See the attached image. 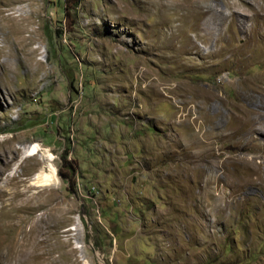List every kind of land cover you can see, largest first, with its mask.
<instances>
[{
  "label": "rangeland",
  "instance_id": "rangeland-1",
  "mask_svg": "<svg viewBox=\"0 0 264 264\" xmlns=\"http://www.w3.org/2000/svg\"><path fill=\"white\" fill-rule=\"evenodd\" d=\"M74 2L26 6V44L0 26V184L37 191L24 188L41 166L31 162L51 156L42 205L11 210L23 231L37 222L19 251L39 264H264V92L243 99L239 84L264 87V0ZM240 103L256 108L248 142L225 134ZM201 145L259 169L224 161L204 186L189 172ZM9 188L0 204L16 205ZM19 227H0V264H28L7 240L22 241Z\"/></svg>",
  "mask_w": 264,
  "mask_h": 264
},
{
  "label": "bare ground",
  "instance_id": "bare-ground-1",
  "mask_svg": "<svg viewBox=\"0 0 264 264\" xmlns=\"http://www.w3.org/2000/svg\"><path fill=\"white\" fill-rule=\"evenodd\" d=\"M173 1L176 2L177 0H173ZM186 1L194 3V2H198L199 0H186ZM1 2L3 3L2 4L3 7L0 6V26L3 27L4 25H7L9 27V29L12 31V33L14 35L18 36L17 38H18V40L20 42H22V44L24 43V41H25V44L28 43V41H30V39L32 38L33 31L29 29V27L27 26L28 25L27 23H24V21H23L24 18H23V13L22 12L25 11V7L26 6H28L30 3H34L35 0H1ZM183 2H184V0H183ZM14 4H20V6L17 7L16 10H15V11H18V12L16 14L14 13V11L6 12V10H8V9H6V7H9V6L14 5ZM174 7H177V6H174ZM37 25H39V24H37ZM23 31H28V34H25L24 36H21V33ZM27 39H29V40H27ZM1 46H3V45H0V51L3 48ZM205 50H208V48H205ZM31 53H33V51ZM30 61H31V63H33V67H38L40 65V63L38 61L33 62L31 59H30ZM241 83L239 82L240 87H242L241 88L242 91H241L240 96L243 99H244V97L248 98V99L251 98V96L249 95V94H251V93H249L250 90H261L262 92H264V87H261L258 84H254V83L252 84V82L250 83V82L245 81V80H244V83L242 85H241ZM208 98H213V94L207 93V100H208ZM202 99H203L202 101H204V98H202ZM205 99H206V97H205ZM203 105H205V102H204ZM256 114H257L256 113V108L254 106H252V105L244 106V105H242L240 103L238 105V109L236 111H235V108L232 111L229 110L228 114L226 115V120H225V122H230V121L231 122H235L236 126H234L231 129V131H228L227 129H229L228 126L230 124L228 125V123H225L222 132L217 133L216 135L223 134V132L227 130L228 132L226 131L225 134H229L230 136H232L235 139H237V141H238V139L243 138L244 140H246V142H248L251 133L255 130L254 126H255V120H256V117H257ZM206 116L207 115H205L204 118ZM211 116H213V115H211ZM194 117L195 116H193L192 121L194 120ZM210 118H212V117H210ZM208 120H210V119H208ZM202 136H208V134L206 133L205 130H204ZM5 142L7 143L8 149L13 152L14 150H12V141L10 139H5L4 143ZM199 147H200V149H199ZM199 147L198 146L195 147V150H194V154H195L194 158L195 159H193L195 161L192 162V164L190 165L189 172L193 173L194 170H191V168H196V169L199 168L203 172L202 181H203V185L204 186H205V183H206L207 179H209L211 177H213V179H215V178H217L219 176L218 175V170L220 168H224V166H225L224 163L225 162H226V164H228L230 162L238 161L237 163L241 164L242 167L244 166V167L247 168L248 166H246L245 162L249 159L252 162L253 165L251 167H248V168L249 169H255V168L259 169V165L257 164V162L254 161V158H253L254 156H246V155H244L241 158L235 159V157H233V155H228L224 159H218V156L220 155L219 151L211 153V151L208 150L204 145H201ZM247 147H249V146H247ZM39 149H40L39 143L36 142V141H33L32 143H29L27 146H25V151L24 152L35 157V155L39 152ZM204 149L207 151L208 156L206 155L205 158H203V157L201 158V153L204 151ZM8 161H9V158L7 156V159L5 161V165L8 163ZM47 161H51V156H48L46 153H42V154H40V158L34 159V161L31 162V163H34V164L37 163L38 165L41 164V166L39 168H37L34 172H32V175L30 176V178L28 180L29 182L28 183H24V188L25 189H29L31 187H39V188H37L38 189L37 191H34L31 194H27L25 192V190L17 188L18 187L17 182H12V179L9 178V177H6L5 180L3 181V183L0 184V191H4L5 188L9 187V185H10L9 189H13L12 195L16 194V193L18 195H20L19 202H17L16 205H13L14 203L12 201V197H9V199L8 198L6 199L7 203H1L0 204V212L2 211L3 217L5 218L7 216H10V217H8V221H6V222L1 221L0 222V227L4 228L5 226H12L14 223H18L19 222V226L20 227L18 228L17 234L18 233H22V241L19 242V241L16 240V238H14V240H13V238H9L7 240L9 242L13 241V245L15 246V249H13V250L16 253V256H17L16 260H19V261L24 262V263L27 262L28 264H39L38 262L34 261V255H36L37 252L30 251L29 253H26L24 251H19L18 247L24 245L25 243H30V241L33 242V241L36 240L37 232H35L34 230H35L37 222L35 221V223H33L31 226H29V229L27 231H23V228H22L23 224L22 223L28 222V220H26L25 219L26 217H24L23 215L17 214V211L12 213L13 215H11V210H12L13 207H16V208H19L20 210H22L25 207L28 208V209H33V208H37L40 205H42L41 204V200H42L41 197L43 196V192H44V190H46V186H49V185L51 186V184L53 183V181L50 178V176L47 173H45V170H46V164L45 163ZM203 161H204V164H206V166H207V169L205 171H203V169H202ZM24 167L27 170V172L30 171V168H29L28 164H26ZM47 168H48V166H47ZM48 170H50V169H48ZM50 171L53 172L52 170H50ZM241 171H242V169H241ZM197 174H199V173H197ZM241 175H243V174H241ZM51 177H52V175H51ZM198 179H199V176H198ZM8 194H10V192H8ZM57 210L60 211L59 209H57ZM41 215L43 216L44 214L41 213ZM41 215H40V217H42ZM47 217H48L47 219L52 221V217H49V215ZM59 221H55L54 223L59 225ZM69 229L75 230V227L71 226ZM30 232H32V233H30ZM30 236H31L32 240H30L28 242H25V240H29L28 238H30ZM3 238H4V236H3Z\"/></svg>",
  "mask_w": 264,
  "mask_h": 264
},
{
  "label": "trees",
  "instance_id": "trees-1",
  "mask_svg": "<svg viewBox=\"0 0 264 264\" xmlns=\"http://www.w3.org/2000/svg\"><path fill=\"white\" fill-rule=\"evenodd\" d=\"M77 1H78V0H75L74 3H76ZM67 179L71 181V178H70L69 176L67 177Z\"/></svg>",
  "mask_w": 264,
  "mask_h": 264
}]
</instances>
